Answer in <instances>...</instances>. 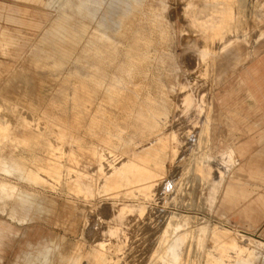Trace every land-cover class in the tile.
<instances>
[{"label":"rangeland","instance_id":"obj_1","mask_svg":"<svg viewBox=\"0 0 264 264\" xmlns=\"http://www.w3.org/2000/svg\"><path fill=\"white\" fill-rule=\"evenodd\" d=\"M0 4L3 154L26 175L0 171V264H264L217 209L236 163L213 143L229 62L264 40L257 0Z\"/></svg>","mask_w":264,"mask_h":264},{"label":"crops","instance_id":"obj_2","mask_svg":"<svg viewBox=\"0 0 264 264\" xmlns=\"http://www.w3.org/2000/svg\"><path fill=\"white\" fill-rule=\"evenodd\" d=\"M257 2L260 7L256 10L264 20V0ZM1 7L0 32H14L4 29L10 10ZM253 45L254 55L249 50L248 56L229 62L232 69L216 89L215 121L221 132L213 143L229 146L236 163L223 184L219 213L240 232L264 243V40Z\"/></svg>","mask_w":264,"mask_h":264},{"label":"bare ground","instance_id":"obj_3","mask_svg":"<svg viewBox=\"0 0 264 264\" xmlns=\"http://www.w3.org/2000/svg\"><path fill=\"white\" fill-rule=\"evenodd\" d=\"M177 4V3H176ZM183 4V3H182ZM164 12V11H163ZM146 16V15H145ZM166 17V16H165ZM184 20V19H183ZM192 32V31H191ZM202 35V34H201ZM193 36V35H192ZM196 36V35H195ZM190 37V36H189ZM200 38V36H199ZM188 39V38H187ZM192 41V40H191ZM190 41V42H191ZM147 57V56H146ZM197 59V58H196ZM153 60V59H152ZM198 60V59H197ZM199 66V65H198ZM135 67V66H134ZM151 67H149L148 69H150ZM126 70V69H125ZM108 72V71H107ZM97 73V72H96ZM111 74V73H109ZM117 77V76H116ZM107 81V80H106ZM136 86V85H135ZM134 87V86H133ZM176 92V91H175ZM182 96V95H181ZM196 96V95H195ZM150 97V96H149ZM190 98V96H189ZM4 101V100H3ZM7 101V100H5ZM185 102V101H184ZM183 102V103H184ZM189 104V103H188ZM174 109V108H173ZM189 110V109H188ZM204 113V112H203ZM179 115V114H178ZM196 119V118H195ZM202 119H205V118H202ZM8 131L9 129L7 127H3L2 125H0V171L6 173V174H12V173H17L19 174L20 176H26L24 174V171H22L21 169V166L20 164H18L17 162H13V165L10 166L9 165V161H8V158L3 154L4 151H3V141L7 139L8 137ZM21 156V155H20ZM17 157V156H16ZM23 157V156H22ZM19 158V157H18ZM142 161H147L146 158H142ZM49 168H43L42 171L46 172L47 174L49 173H52V169L54 168L51 164L48 166ZM52 168V169H50ZM36 174V173H35ZM76 179V177H75ZM77 180V179H76ZM264 184V183H263ZM15 188L8 185L7 183H1L0 182V213L3 211L2 210V202L4 205H6V201H7V198L8 199H11L13 197V193L14 192ZM44 198H40L38 200V204L37 206H39L40 208V212L42 213L44 211V205H43V200ZM46 202V201H44ZM51 203V202H50ZM49 203V204H50ZM33 205V204H32ZM55 207V206H54ZM68 211V210H67ZM46 213V212H45ZM98 213V212H97ZM69 215V214H68ZM112 215V214H111ZM100 216V215H99ZM113 217V215H112ZM41 218V217H40ZM130 218V217H129ZM131 219V218H130ZM134 220V218H133ZM127 222V220H126ZM10 229H7L5 228L1 222H0V247L2 246V239H3V236L8 233L10 234ZM216 236L218 237V241H219V245H221V249L222 251L226 252L228 255H225V257L227 256V259H229L230 257L233 258L234 256L232 255H236V256H242L246 261L250 260V258L248 257V254L244 251V249H241L238 245H228V244H224L226 243L222 237H220L218 234H216ZM131 240V239H130ZM101 241V240H100ZM154 241V240H153ZM152 245V244H151ZM152 248V247H151ZM151 253V252H150ZM143 254V253H142ZM236 258V257H234ZM99 257L96 256V258H94V262L93 264H97L98 261H99ZM49 260V259H48ZM47 260V261H48ZM221 261H225L224 260V255H220L219 257V261L218 262H221ZM48 263V262H47ZM51 263V262H50ZM147 263V262H146ZM46 264V263H45Z\"/></svg>","mask_w":264,"mask_h":264}]
</instances>
